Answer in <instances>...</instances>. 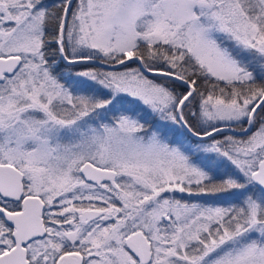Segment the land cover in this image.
<instances>
[{"label":"snow or ice","instance_id":"6c2138e0","mask_svg":"<svg viewBox=\"0 0 264 264\" xmlns=\"http://www.w3.org/2000/svg\"><path fill=\"white\" fill-rule=\"evenodd\" d=\"M0 264H264V0H0Z\"/></svg>","mask_w":264,"mask_h":264}]
</instances>
